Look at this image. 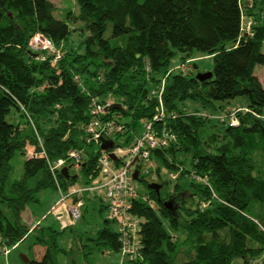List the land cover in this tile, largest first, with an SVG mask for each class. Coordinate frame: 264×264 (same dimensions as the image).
I'll use <instances>...</instances> for the list:
<instances>
[{"label": "trees", "instance_id": "trees-1", "mask_svg": "<svg viewBox=\"0 0 264 264\" xmlns=\"http://www.w3.org/2000/svg\"><path fill=\"white\" fill-rule=\"evenodd\" d=\"M75 2L79 12L68 10L59 18L53 0H0V250L34 231L47 247L26 264H58L59 232L45 233L23 216L30 202L39 201L41 189H58L55 178L64 189L77 182L78 175L65 178L62 169H51L49 160L67 159L71 150L86 151L81 186L92 184L102 174L103 154L102 144L94 150L99 143L86 142L92 100L122 104L108 114H120L128 125L116 145L129 146L143 119H152L160 108L158 91L164 82L166 117L156 128L168 145L152 150L159 178L145 181L149 190L138 188L140 195L133 199L132 211L142 221L139 247L125 260L264 264V170L257 159L261 153L264 160V82L254 73L258 64L264 65V0ZM246 17L254 21L252 32L244 29ZM72 31L82 36L76 45ZM36 33L54 40L63 51L61 60L54 62L52 55L42 59L41 52L28 47ZM194 49L214 56L211 78L170 70L174 56L182 54L184 63L193 58ZM237 97H245L244 105L229 108L226 103ZM188 102L214 113L229 111L225 120L216 119L195 106L191 110ZM233 113L239 119L236 125H231ZM208 125L224 132L210 140ZM28 143L36 145L37 157L28 156ZM18 150L27 155L25 173L7 190ZM67 166L74 165L68 161ZM165 172L185 181L163 194ZM152 183L163 186L158 192ZM84 198L86 211L89 204L95 214L106 209L97 192H86ZM170 198L172 208L166 205ZM96 237L91 238L92 249L104 245L122 254L120 232L112 226L98 229ZM187 241L191 252L179 261L180 245Z\"/></svg>", "mask_w": 264, "mask_h": 264}, {"label": "rangeland", "instance_id": "rangeland-1", "mask_svg": "<svg viewBox=\"0 0 264 264\" xmlns=\"http://www.w3.org/2000/svg\"><path fill=\"white\" fill-rule=\"evenodd\" d=\"M56 4L55 15L59 18H64L65 13L68 10H73L75 12H79V6L76 4L75 0H53ZM81 23H76L74 26H80ZM79 31V30H78ZM72 31V43L75 45L78 44L82 40V36L79 32ZM108 35L111 34V29L108 30ZM35 35V34H34ZM33 35V36H34ZM81 37H80V36ZM32 36V37H33ZM31 37V38H32ZM30 38V39H31ZM29 39V40H30ZM29 42V41H28ZM262 51L264 52V46ZM181 55L178 54L174 56L171 61L170 70L177 73H193L195 75L199 73L213 72L215 67V60L213 55L204 54L201 51L194 49L192 51V57L187 59L186 62H181ZM182 63V64H181ZM254 73L259 76L262 82H264V65L258 64L255 67ZM245 97H237L235 99L230 100V102L226 103L229 108H234L237 106H243L245 103ZM111 101H115L114 98ZM187 106L192 107L195 106L202 110L203 114H206L210 117L225 120L226 112L229 109H225V111H216L215 113L209 110H203L202 106L199 103L188 102ZM193 110V107L190 108ZM17 121V120H16ZM24 122V119H23ZM213 123H216L214 121ZM143 127V126H142ZM224 129L222 127L215 128L211 125H208L205 129V135L210 136L209 139L212 140L213 134H222ZM213 143V142H212ZM216 143H221L219 140ZM94 150H98L100 148V144H95L92 147ZM83 159L87 158V152H82ZM190 159V156H187ZM258 166L260 170H264V160L263 155L259 153L257 155ZM27 160V155L23 154L20 150L16 151L14 154L11 163L13 166V171L11 176L9 177L6 188L10 189L13 182L22 178L25 173V161ZM189 163V162H188ZM159 165L157 158H151V160L145 163L142 166V170H155ZM189 165V164H188ZM137 168H134V170ZM162 169L164 167L162 166ZM71 175H78L76 185H84L85 184V175L83 169L80 167L72 166L70 168ZM99 178L106 179L104 174H100ZM38 177L32 178L29 181L30 186H35L37 184ZM142 179V180H141ZM141 179H137L134 181L136 186L144 192L149 190L148 183L154 181L149 174L142 172ZM144 179V180H143ZM168 180V184L165 185L162 190L163 194L172 190L176 184V182L184 183L185 179H173L168 176L167 172L163 173L162 181ZM61 197L60 191L55 188H43L38 192L39 201L30 202L27 205V209L24 211V220L27 223H30L31 226L39 224V227L43 229V232L48 234H56L55 231H58L57 237L59 241V249L55 252L56 260L58 264H130L125 261L123 263V256L120 252H116L114 249L106 247L104 245H100L99 247L93 248V241L91 238H97L98 229L104 227L105 225L112 226L115 230H118V222L111 221L107 222L106 219L109 218V212L106 209H103L101 213L95 214L91 205H88V210L86 211V207L81 209L82 216L79 220L75 222H71L68 214H65L63 218L62 224L60 220L57 219L55 211H53V207L58 199ZM188 199V197H187ZM70 201V200H69ZM103 203V202H102ZM55 230V231H54ZM40 232V229H39ZM37 232L29 234V236L24 239L22 242L17 244L16 246H6L10 251L8 253L0 252V264H26L24 261V256L29 258L39 255L40 252L45 250L46 245L44 243L38 241L36 236ZM186 238V233L181 235V239ZM191 252V246L189 241L183 242L180 245V253L178 255V260L182 261L187 259L189 253Z\"/></svg>", "mask_w": 264, "mask_h": 264}, {"label": "built area", "instance_id": "built-area-1", "mask_svg": "<svg viewBox=\"0 0 264 264\" xmlns=\"http://www.w3.org/2000/svg\"><path fill=\"white\" fill-rule=\"evenodd\" d=\"M244 29L252 32L253 19L244 18ZM28 47L35 52H41L42 59L52 55L54 62L61 60L63 51L56 45L54 40L43 33H36L28 42ZM76 79H78L76 77ZM164 82L160 91H158L159 106L157 113L152 119H143V127L141 131L134 135L129 146L116 145L118 134L129 130L128 125L124 124L120 114H108V107L111 102L100 103L96 98L92 100L91 114L93 117L85 126L86 142L102 144L104 139L112 140L114 148L111 150L103 149L102 155L99 158L102 173L106 179L98 178L92 184L80 186L72 184L69 188L64 189L59 178H55L57 188L60 191L61 197L53 207V211L61 214L64 211L59 208L62 206L68 207L71 222L79 220L82 216L81 209L85 205L86 192H97L101 196L103 204L109 212V219L118 222V231L122 238V255L128 256L135 252L139 247V231L141 228V219L132 211L133 199L138 197L139 190L134 183V172L139 171V177L142 172L149 174L154 181H157L159 176L155 170H142V166L149 162L152 158V150L157 147H165L168 145L166 139L159 136L156 128V123L161 122L166 117L164 103L162 99V91ZM239 123L235 113L231 116V125ZM39 144L43 147V142L39 137ZM36 145L27 144V154L29 157H37ZM114 153L116 158H112L110 153ZM42 155H46L45 151H41ZM48 158V157H47ZM49 160V159H48ZM68 161L75 167L82 166L84 161L81 150H71L66 158H59L49 164L52 170L62 169L67 166ZM134 168H137L134 170ZM171 177L175 179L176 173H171ZM73 200V203H69ZM5 253L10 250L3 249Z\"/></svg>", "mask_w": 264, "mask_h": 264}, {"label": "water", "instance_id": "water-1", "mask_svg": "<svg viewBox=\"0 0 264 264\" xmlns=\"http://www.w3.org/2000/svg\"><path fill=\"white\" fill-rule=\"evenodd\" d=\"M213 75V72H206V73H199L197 74V78L200 80H205L208 78H211ZM108 110L112 111V110H116V109H122V104L121 103H114L112 105H110L108 108ZM114 148V142L112 140H106L104 139L103 143H102V149L105 150H111ZM110 156L112 158H116V155L114 153H110ZM62 174L65 176V178L69 179L71 178V174H70V166H65L64 168H62L61 170ZM139 171L135 170L134 172V179H139ZM163 186V184L160 183H152L150 185L151 188H155L158 192L160 191V188ZM166 205L170 208H172V201L171 198L169 200L166 201ZM24 261L25 263H28L30 261V258L27 256H24Z\"/></svg>", "mask_w": 264, "mask_h": 264}, {"label": "crops", "instance_id": "crops-1", "mask_svg": "<svg viewBox=\"0 0 264 264\" xmlns=\"http://www.w3.org/2000/svg\"><path fill=\"white\" fill-rule=\"evenodd\" d=\"M69 203H70V204L73 203V200H70ZM55 204H56V203H55ZM54 206H55V205H54ZM61 209L64 211V213L61 214L60 211H59L58 213H56V217H57V219L60 220V222H61V221H63V218L65 217V214H68L70 221H72V220H71L70 213H69V210H68V207H65V206L63 207V206H62L61 208H59V210H61ZM61 224H62V222H61ZM31 233H34V231L31 232ZM31 233H30V234H31ZM45 250H46V247H45ZM45 250H44L43 252H40L39 255H36L35 258L40 257V256L45 252ZM0 252H2V250H0ZM2 253H3V252H2ZM4 253H5V252H4ZM121 257H122V260H121V261H122L123 263H125V261L129 263V261L125 260L124 256H121ZM33 258H34V257H31L30 259H33Z\"/></svg>", "mask_w": 264, "mask_h": 264}]
</instances>
